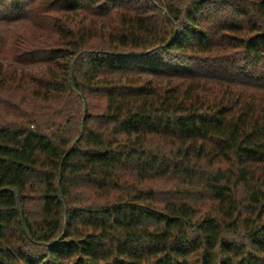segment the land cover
Here are the masks:
<instances>
[{
	"label": "trees",
	"instance_id": "obj_1",
	"mask_svg": "<svg viewBox=\"0 0 264 264\" xmlns=\"http://www.w3.org/2000/svg\"><path fill=\"white\" fill-rule=\"evenodd\" d=\"M0 264H264V0H0Z\"/></svg>",
	"mask_w": 264,
	"mask_h": 264
},
{
	"label": "water",
	"instance_id": "obj_2",
	"mask_svg": "<svg viewBox=\"0 0 264 264\" xmlns=\"http://www.w3.org/2000/svg\"><path fill=\"white\" fill-rule=\"evenodd\" d=\"M76 140H77V139H76ZM76 140L74 141V143L76 142ZM59 180H60V179H58V183H59Z\"/></svg>",
	"mask_w": 264,
	"mask_h": 264
}]
</instances>
